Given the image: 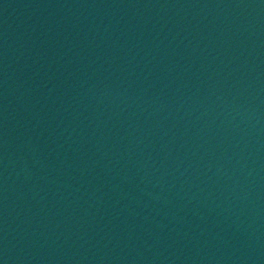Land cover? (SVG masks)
I'll return each mask as SVG.
<instances>
[{"label":"water","instance_id":"water-1","mask_svg":"<svg viewBox=\"0 0 264 264\" xmlns=\"http://www.w3.org/2000/svg\"><path fill=\"white\" fill-rule=\"evenodd\" d=\"M35 264H264V0H0Z\"/></svg>","mask_w":264,"mask_h":264}]
</instances>
